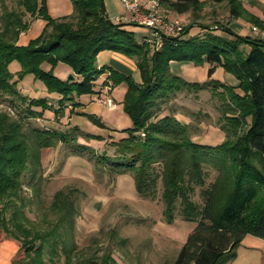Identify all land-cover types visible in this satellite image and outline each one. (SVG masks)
<instances>
[{
    "label": "trees",
    "instance_id": "trees-1",
    "mask_svg": "<svg viewBox=\"0 0 264 264\" xmlns=\"http://www.w3.org/2000/svg\"><path fill=\"white\" fill-rule=\"evenodd\" d=\"M160 1L176 14L198 11L204 4L203 0ZM71 2L74 13L53 18L46 0H17L19 8L10 9L0 0V102L18 97L27 104L26 118L41 117L46 110L59 115L67 103L77 105V98L94 93V82L109 70L103 85L126 84L122 105L132 127L112 141L114 151L109 155L80 142V138H104L77 125L63 130L39 128L0 113V231L17 240L24 251L13 264H49L61 256L66 264H72L83 253L75 238L79 215L75 190L59 189L50 204L43 205L42 152L58 143L65 146L68 156L92 164L97 183L113 186L118 176L130 174L140 198L156 199L160 191L167 222L178 214L196 223L169 264H228L236 257L244 236L264 239V39L236 33L228 25L208 26L203 33L185 37L189 25L181 35L165 38L162 46L154 49L138 41L124 24L110 19L103 0ZM227 5L232 18H246L264 30V20L249 13L243 0H227ZM35 17L46 21L43 31L26 45H18L19 34L28 30ZM103 50L134 58L141 82L98 67L96 58ZM13 61L21 64L17 79L9 70ZM171 61L208 62L212 65L208 77L221 66L234 75L237 84L215 79L186 81L170 71ZM58 63L68 65L81 79L58 78L53 72ZM43 64L50 68L45 70ZM27 74L44 82L49 93L60 95L58 107L46 98L20 92L17 82ZM203 89H210L220 101L218 127L225 136L213 145L196 142L191 122L178 117L185 116L184 112L167 105L176 93ZM83 114L104 127L97 116ZM211 173L213 178L208 182ZM24 185L33 189L30 202H36L50 217L48 228L29 226L22 208L26 204L17 205ZM197 188L200 202L193 198ZM101 262L119 264L110 253Z\"/></svg>",
    "mask_w": 264,
    "mask_h": 264
},
{
    "label": "rangeland",
    "instance_id": "rangeland-1",
    "mask_svg": "<svg viewBox=\"0 0 264 264\" xmlns=\"http://www.w3.org/2000/svg\"><path fill=\"white\" fill-rule=\"evenodd\" d=\"M245 1L260 8L264 14V4L260 1L257 0L260 4L256 5L248 0H243V4ZM5 3L9 9L19 8L17 0H5ZM162 7L169 17L181 19L186 26L190 25L185 37L203 33L208 26L215 28L229 25L233 20L237 21L235 27L238 29V33L243 35L248 32L247 24H250V27L254 25L243 17L232 18L228 11L227 0H204L201 9L188 11L182 15H177L165 4H162ZM129 27L133 30L137 40L143 38V33H149V29L143 25L132 24ZM174 63L173 67L170 68L172 73L187 81L198 80L193 64L189 66L190 64H182L179 61ZM188 67H192V70H189ZM20 69L21 64L17 61H13L9 65V70L14 75V79H17L16 73ZM216 77L218 79L224 78L230 84H237V79L231 73L224 72V76H222L217 72ZM18 83L20 84L17 87L22 90L24 95L29 97L46 99L57 97L56 93H49L44 82L36 79L32 74L25 75ZM97 89L98 82L95 81L94 90ZM84 95L89 96L91 94ZM112 95L117 100L118 112L123 109L122 103L116 96L120 93L115 90ZM6 99L0 102V113H7L12 118L11 120L22 119L23 122L33 127L64 129L62 126L63 121H61L64 115L62 109L59 115L54 113L53 110H50L51 112L46 111L47 114L53 117V121H49L43 116L26 118L25 114L28 108L26 103L21 102L15 96L11 98L12 100ZM50 104L55 108L58 107L57 102H50ZM167 105L184 112V117L191 122V133L196 142L213 145L223 140L225 133L218 127V119L221 114L219 111L220 101L217 97L211 95L210 89L176 93L175 96L170 98ZM184 109H187L190 114H186ZM123 113L126 120L120 119L119 126L112 130L97 125L83 114H81L80 125L87 132L100 135L105 139L118 140L127 134L126 129L132 127L130 117L125 112ZM197 122H200L201 126ZM91 142L90 145L97 153L105 152L111 155L114 151L111 147L104 145L98 152V141ZM67 151L61 143L43 150L42 171L44 183L42 184V199L43 205L47 206L57 190H75L74 195L79 205L75 238L83 253L79 258H75L72 264H89L88 259H94L97 264H102L101 260L106 253H110L119 264H169L196 223L183 220L178 214L172 222H167L162 213L163 204L159 197L160 191L156 199L139 198L134 179L130 174L118 176L113 186L97 183L94 179L92 164L84 158L68 156ZM68 158H70L69 161ZM25 174L29 175L27 171ZM212 178L213 173L209 175L207 181H211ZM198 191L199 188H197L193 198L200 202ZM33 197V189L24 185L17 198V205H21L23 202L26 204L22 208L25 216L29 219V226L35 229H46L49 227L50 217L43 214L44 211L40 205L36 202L34 204L30 202ZM6 213L9 214L10 210ZM0 233L5 236L3 231H0ZM171 233L176 235L174 239L171 238ZM19 254L22 258L24 251L20 249ZM46 258L49 259L47 254ZM49 264L66 263L64 257L61 256L55 259L54 262H49Z\"/></svg>",
    "mask_w": 264,
    "mask_h": 264
},
{
    "label": "crops",
    "instance_id": "crops-1",
    "mask_svg": "<svg viewBox=\"0 0 264 264\" xmlns=\"http://www.w3.org/2000/svg\"><path fill=\"white\" fill-rule=\"evenodd\" d=\"M204 1V0H203ZM262 4H264V0H258ZM106 13L109 16L110 19L114 21V18L119 15H123L126 20L122 21V24L124 26L133 31L129 25L132 24H138L133 21H130L131 13L128 11H125L122 3L120 0H103ZM244 8L250 12L251 14L260 17L261 19L264 20V14L263 11L258 8L257 6H252L248 2H244ZM46 6L48 13L50 16L53 18H61L65 16H69L72 13H74V7L71 2V0H46ZM175 13V12H174ZM185 14V13H183ZM177 15H182V14H177ZM236 20H233L232 22L229 23V27L233 31H237L238 29L235 27L237 26ZM236 24V25H234ZM46 25V21L42 18L35 17L31 20L30 26L28 30L21 32L18 36L17 39V44L18 45H26L31 39L36 38L41 34L43 31L44 27ZM140 25V24H138ZM248 25V32L245 35H252L253 33L250 30V24ZM144 26V25H143ZM146 27V26H144ZM147 28V27H146ZM237 31L236 33H238ZM148 33H143L142 37L147 35ZM138 41H142L138 40ZM248 48V46H247ZM175 61H171L170 63V68L173 67ZM96 64L98 67H108L109 69H113L119 73L125 74V75H130L133 77V79L136 82H141V74L140 70L137 66L136 60L122 52L118 51H113V50H103L99 52L96 58ZM182 64H190L191 62H182ZM194 65V64H193ZM195 66V72L198 76V82H203L208 79H215L218 80L222 83H227V80L223 79H218L217 72L222 74L224 76V69L221 66H216L214 73L212 74L211 77H208V70L212 66L208 62H204L202 65H194ZM45 70H48L50 66L48 64H43L42 66ZM189 70H192V67H188ZM54 74L62 79L66 80L68 79L69 75H73V79L75 80H80L81 77L73 72V70L66 64L63 63H58L54 70ZM109 74V70H107L105 73L99 76V78L96 80L98 82V89L91 95L86 96L82 95L79 98H77V102L79 104L77 105H71L70 103L66 104V107L63 109L64 115L63 118H61V121H63V128H67L69 126L77 125L79 126L82 130H84L81 125H80V118L81 114H93L97 116L104 124V127L106 129L112 130L115 129L116 127L119 126V121L120 119H125L123 116L124 110L121 109L120 111L117 112L118 107H117V100L114 99L113 97V92L115 90H118L120 95H116L119 99V101L122 103L125 92H126V84L125 83H120L112 88H110L108 91L106 90L105 86L103 85L104 80L107 78V75ZM187 81V80H186ZM193 82V81H190ZM18 83L17 85H19ZM236 84V83H235ZM232 84L231 85H235ZM20 92L23 94L22 90L19 88ZM108 93L116 102V107L114 109H109L105 105L100 104L95 100L96 96L98 94H105ZM60 98V95L57 94V97L48 99V102L50 103H56L58 102ZM47 112H51L50 110H46ZM46 111L43 114L44 118H47L49 121H53V117L49 114L46 113ZM84 115V114H83ZM181 119L185 120L186 122H189L190 120L182 115H178ZM85 131V130H84ZM125 136V135H124ZM111 137V135H110ZM80 142L86 143L90 145L92 142L91 141H98V152L99 149H101L104 145L111 147L112 150H114V146L112 144V141H116L115 139H102V140H94L91 139L89 141H85L83 139H79ZM109 144V145H108ZM91 146V145H90ZM92 147V146H91ZM96 148V147H95ZM49 148H46V150ZM97 149V148H96ZM73 157V156H71ZM70 158H68V161ZM67 161V162H68ZM67 164V163H66ZM140 198V197H139ZM189 222V221H188ZM191 229V228H190ZM181 234V232H180ZM175 234L171 233V238H175ZM20 244L17 240L8 238L4 236V234L0 233V264H13L14 260L19 259L20 256ZM236 257L228 264H264V239L247 234L244 236L242 239L240 245L238 246L236 250Z\"/></svg>",
    "mask_w": 264,
    "mask_h": 264
},
{
    "label": "built area",
    "instance_id": "built-area-1",
    "mask_svg": "<svg viewBox=\"0 0 264 264\" xmlns=\"http://www.w3.org/2000/svg\"><path fill=\"white\" fill-rule=\"evenodd\" d=\"M120 2L125 11L131 13L130 21L144 25L149 29V33L143 36L142 41L154 49H159L165 38L181 35L186 27L181 19L171 18L167 15L160 0H120ZM124 20L126 18L123 15L114 18V21L119 23ZM250 30L255 36L264 39V30L255 25H252ZM105 88L108 91L110 86H105ZM95 100L109 109L116 107V102L108 93L98 94Z\"/></svg>",
    "mask_w": 264,
    "mask_h": 264
},
{
    "label": "water",
    "instance_id": "water-1",
    "mask_svg": "<svg viewBox=\"0 0 264 264\" xmlns=\"http://www.w3.org/2000/svg\"><path fill=\"white\" fill-rule=\"evenodd\" d=\"M68 79L73 80V75H69Z\"/></svg>",
    "mask_w": 264,
    "mask_h": 264
}]
</instances>
